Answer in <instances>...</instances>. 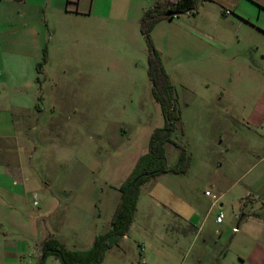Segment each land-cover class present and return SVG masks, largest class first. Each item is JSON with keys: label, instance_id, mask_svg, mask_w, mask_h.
<instances>
[{"label": "rangeland", "instance_id": "rangeland-1", "mask_svg": "<svg viewBox=\"0 0 264 264\" xmlns=\"http://www.w3.org/2000/svg\"><path fill=\"white\" fill-rule=\"evenodd\" d=\"M134 12L99 25V37H47L45 61L20 63L45 94L29 124L37 131L13 154L22 171L3 178L0 242L11 249L0 264H39L49 238L87 250L111 229L119 187L165 126ZM150 43L181 110L172 138L190 166L142 186L128 239L103 264H264V0H199L196 13L159 22ZM165 150L175 166L180 150Z\"/></svg>", "mask_w": 264, "mask_h": 264}, {"label": "crops", "instance_id": "crops-1", "mask_svg": "<svg viewBox=\"0 0 264 264\" xmlns=\"http://www.w3.org/2000/svg\"><path fill=\"white\" fill-rule=\"evenodd\" d=\"M158 1L165 2L164 0H0V225L5 217L2 205L5 202L3 178L8 180L10 175L15 176L16 172L22 171V165L16 162L17 160H13L17 157L13 154H18V147L25 144L28 146L29 137L37 131L36 127L29 124L36 107L43 100L41 92H44L38 82L39 79L37 82L33 79L31 83L26 80L27 76L23 75L20 63L42 61L45 50L46 53L48 52L47 37H99V25L105 32V28L113 23L116 15H120L117 19L122 21L125 17H130L133 10L134 19L141 23L145 12ZM122 10L126 12L119 13ZM58 128L62 129V127ZM160 199L161 193L157 194L153 189L151 200L160 204ZM139 206L140 200L138 208ZM173 215L186 224L198 228L192 223L193 220L179 211H174ZM126 239L128 235L122 241ZM94 241L95 239L91 240L90 248ZM9 249L11 248L0 242V258L4 251L5 258L8 259Z\"/></svg>", "mask_w": 264, "mask_h": 264}, {"label": "trees", "instance_id": "trees-1", "mask_svg": "<svg viewBox=\"0 0 264 264\" xmlns=\"http://www.w3.org/2000/svg\"><path fill=\"white\" fill-rule=\"evenodd\" d=\"M199 0H168L158 1L145 12L141 21V32L148 39L150 45L149 78L153 85V95L161 105L165 126L156 129L151 137L148 152L142 155L132 172L119 187L120 202L112 220L109 231L98 235L93 246L88 250L71 251L57 239H46L41 246V260L44 264L50 256H55L63 264H103L106 254L112 248L119 246L120 241L128 235L137 212L142 186L151 178L162 174H186L189 170L190 159L185 149L172 138L173 132L181 122V110L177 105V98L173 92L159 53L150 43L153 28L162 20L173 19L176 16L196 13ZM47 58L45 50L44 61ZM43 63L38 65L41 71ZM173 144L180 150L178 162L170 167L166 157V144Z\"/></svg>", "mask_w": 264, "mask_h": 264}, {"label": "built area", "instance_id": "built-area-1", "mask_svg": "<svg viewBox=\"0 0 264 264\" xmlns=\"http://www.w3.org/2000/svg\"><path fill=\"white\" fill-rule=\"evenodd\" d=\"M227 13H229V12H227ZM208 194H209V192H208ZM213 199L217 202V198H216V196L214 195L213 196ZM215 202V203H216ZM224 219H225V215L223 214V213H220L218 216H217V223L218 224H222L223 222H224Z\"/></svg>", "mask_w": 264, "mask_h": 264}]
</instances>
